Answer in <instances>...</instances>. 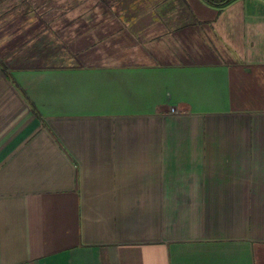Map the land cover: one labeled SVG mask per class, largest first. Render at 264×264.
Returning a JSON list of instances; mask_svg holds the SVG:
<instances>
[{"label":"crops","instance_id":"1","mask_svg":"<svg viewBox=\"0 0 264 264\" xmlns=\"http://www.w3.org/2000/svg\"><path fill=\"white\" fill-rule=\"evenodd\" d=\"M0 264H264V0H0Z\"/></svg>","mask_w":264,"mask_h":264},{"label":"trees","instance_id":"2","mask_svg":"<svg viewBox=\"0 0 264 264\" xmlns=\"http://www.w3.org/2000/svg\"><path fill=\"white\" fill-rule=\"evenodd\" d=\"M208 1L211 2L212 4L223 6V5L229 3L232 0H208Z\"/></svg>","mask_w":264,"mask_h":264}]
</instances>
